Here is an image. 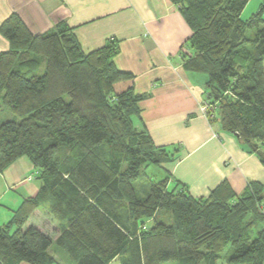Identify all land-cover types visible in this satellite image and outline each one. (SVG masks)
Instances as JSON below:
<instances>
[{"label":"trees","instance_id":"1","mask_svg":"<svg viewBox=\"0 0 264 264\" xmlns=\"http://www.w3.org/2000/svg\"><path fill=\"white\" fill-rule=\"evenodd\" d=\"M171 1L192 29L183 67L208 78V119L219 110L264 163V8L244 19L250 0ZM0 33V108L16 117L0 123V172L27 157L40 181L0 226V264H58L54 243L78 264H264V181L238 193L225 180L198 197L168 175L139 194L144 169L176 160L179 145L156 144L136 122L145 94L115 62L119 39L86 51L67 23L35 34L16 12ZM40 208L58 223L55 240L27 225Z\"/></svg>","mask_w":264,"mask_h":264},{"label":"crops","instance_id":"2","mask_svg":"<svg viewBox=\"0 0 264 264\" xmlns=\"http://www.w3.org/2000/svg\"><path fill=\"white\" fill-rule=\"evenodd\" d=\"M13 12L35 34L67 23L86 51L103 46L110 37L119 39L115 62L135 74V91L145 94L136 122L145 125L156 144L179 145L176 160L161 166L170 185L178 180L199 197L225 180L238 193L248 181H264L259 156L221 123L210 122L202 110L208 78L183 67L181 49L192 29L171 0H0V25ZM8 47L0 33V51ZM34 171L32 162L21 157L0 172V226L12 219L24 198L38 194L40 181ZM41 210L27 225L39 227L33 219ZM43 220L51 222L47 216ZM63 259L72 262L68 254Z\"/></svg>","mask_w":264,"mask_h":264},{"label":"rangeland","instance_id":"3","mask_svg":"<svg viewBox=\"0 0 264 264\" xmlns=\"http://www.w3.org/2000/svg\"><path fill=\"white\" fill-rule=\"evenodd\" d=\"M262 5H264V0H251L249 2V4L245 7L243 13H242V17L244 19L251 17V15L255 12H257ZM264 16V15H263ZM253 33V30L249 31V35ZM219 115L220 112L219 110H216L215 112V116L217 117V119L214 120V124H219L221 123L219 120ZM12 118H16L15 115L9 110V108L3 106L2 108H0V123L4 122L8 119H12ZM163 170H161L160 167H158L157 165H149L147 166L143 173L142 176L138 179V181L136 182V187L137 190L139 192V194L141 196H143L144 192L147 193V191L149 190L150 184H151V178H153V180H160L164 177V175L161 173ZM34 174L36 176H38V171H34ZM150 177H148V175ZM32 177H29V179ZM39 181V180H38ZM145 190V191H144ZM5 200V199H3ZM44 209V210H43ZM41 210L40 214H37L36 218L33 219V222L38 223V226L41 228H43L47 233H49L50 235H52L53 240H55V238L58 236L57 233H59V228H58V223L56 220H53L52 216H48L47 215V210L45 208H43ZM47 216L51 222H44V217ZM159 219L161 221L166 222V215L165 214H161L159 215ZM152 223V221H151ZM149 223V224H151ZM51 252L54 254V256L56 257V259L58 260V264H69L68 261L64 258V255H66V251L63 248H59L55 243L53 244V246L51 247ZM71 260V258H70ZM220 264H229L228 263V256H223L220 258L219 260ZM27 263V262H25ZM70 264H78L77 262L70 261ZM111 264H122V261L120 259L114 260ZM163 264H180L178 260H171V261H166Z\"/></svg>","mask_w":264,"mask_h":264},{"label":"built area","instance_id":"4","mask_svg":"<svg viewBox=\"0 0 264 264\" xmlns=\"http://www.w3.org/2000/svg\"><path fill=\"white\" fill-rule=\"evenodd\" d=\"M208 107H209V104L206 101H203L201 104V108L205 114H206V110L208 109Z\"/></svg>","mask_w":264,"mask_h":264},{"label":"water","instance_id":"5","mask_svg":"<svg viewBox=\"0 0 264 264\" xmlns=\"http://www.w3.org/2000/svg\"><path fill=\"white\" fill-rule=\"evenodd\" d=\"M237 135V133H235Z\"/></svg>","mask_w":264,"mask_h":264}]
</instances>
